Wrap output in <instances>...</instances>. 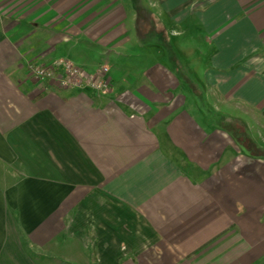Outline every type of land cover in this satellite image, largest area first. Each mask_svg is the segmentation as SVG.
<instances>
[{
	"label": "crops",
	"instance_id": "1",
	"mask_svg": "<svg viewBox=\"0 0 264 264\" xmlns=\"http://www.w3.org/2000/svg\"><path fill=\"white\" fill-rule=\"evenodd\" d=\"M0 264H264V0H0Z\"/></svg>",
	"mask_w": 264,
	"mask_h": 264
},
{
	"label": "built area",
	"instance_id": "2",
	"mask_svg": "<svg viewBox=\"0 0 264 264\" xmlns=\"http://www.w3.org/2000/svg\"><path fill=\"white\" fill-rule=\"evenodd\" d=\"M109 67L103 65L94 73H87L69 59H59L51 64L32 65L30 75L37 81H49L60 87L89 85L100 93H109L112 84L108 75Z\"/></svg>",
	"mask_w": 264,
	"mask_h": 264
},
{
	"label": "rangeland",
	"instance_id": "3",
	"mask_svg": "<svg viewBox=\"0 0 264 264\" xmlns=\"http://www.w3.org/2000/svg\"><path fill=\"white\" fill-rule=\"evenodd\" d=\"M205 6V4L204 3H197L196 4V10L197 11H201V10H203V7ZM207 16V15H206ZM205 18V17H204ZM203 18V19H204ZM202 19V20H203ZM205 20V19H204ZM203 20V21H204ZM200 21V20H199ZM207 21V20H206ZM201 22V21H200ZM200 22H198V20H196V21H191V25H192V23H194V26H195V24H196V50L198 51V52H196V59L197 58H199V59H197L198 61L200 60L201 61V65L203 66L205 63H206V61H208L209 60V62H211V60H210V56H208L209 55V52H208V47H206L205 46V44H204V42H203V36H201L200 34H198V32H202V33H204V31H205V28L203 27V26H201V25H198V24H200ZM204 23V22H203ZM166 25H167V30H169V32H168V34L165 32V34H166V38H167V41H168V43L169 44H173L175 41H179L182 37H180V36H177L176 34H173V30H171V27H174L175 29L174 30H180V29H182L181 28V26H179V25H177V24H175L173 21H171V19H168V20H166ZM177 25V26H176ZM185 30H186V33L189 31V28L186 26V27H183ZM191 28V27H190ZM183 38L185 39V44H187V40H189L188 38H187V35L186 36H183ZM201 57V58H200ZM156 58V57H155ZM100 62V61H99ZM184 62L185 63H187L188 61L185 59L184 60ZM197 62V61H196ZM187 65H188V63H187ZM189 66V65H188ZM189 71L190 72H192V69H189ZM196 71V70H195ZM203 72V71H202ZM197 73V72H196ZM200 73V72H199ZM197 75V74H196ZM202 75V73H200L199 74V76H201ZM203 76H205V75H203ZM202 80V79H201ZM196 88H197V97H202V98H204L205 96L203 95V94H205V90H203V88H204V86L201 84V83H199V84H197L196 83ZM186 89H187V87H186ZM187 92H188V89H187ZM202 95V96H201ZM202 101H205L204 99H202ZM203 109H205L204 111L205 112H208L209 114H208V118H209V120H210V122L211 123H213V124H223L224 123V121H223V116L221 115V114H219V115H217L216 114V112H214V113H210L209 111H207L206 110V107L203 105ZM240 119V118H239Z\"/></svg>",
	"mask_w": 264,
	"mask_h": 264
}]
</instances>
